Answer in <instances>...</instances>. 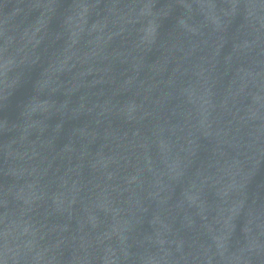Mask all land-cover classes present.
Listing matches in <instances>:
<instances>
[{
	"label": "water",
	"instance_id": "1",
	"mask_svg": "<svg viewBox=\"0 0 264 264\" xmlns=\"http://www.w3.org/2000/svg\"><path fill=\"white\" fill-rule=\"evenodd\" d=\"M0 264H264V0H0Z\"/></svg>",
	"mask_w": 264,
	"mask_h": 264
}]
</instances>
